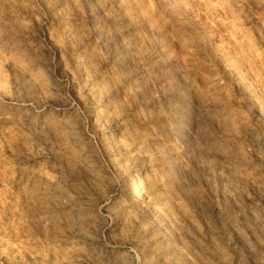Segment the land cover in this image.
<instances>
[{"label":"rangeland","instance_id":"374dc122","mask_svg":"<svg viewBox=\"0 0 264 264\" xmlns=\"http://www.w3.org/2000/svg\"><path fill=\"white\" fill-rule=\"evenodd\" d=\"M0 264H264V0H0Z\"/></svg>","mask_w":264,"mask_h":264}]
</instances>
